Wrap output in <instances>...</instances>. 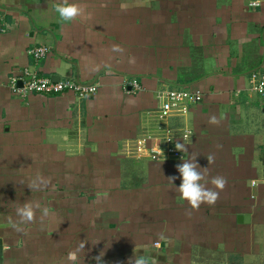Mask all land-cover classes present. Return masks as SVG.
Masks as SVG:
<instances>
[{"label": "crops", "instance_id": "0c3cea01", "mask_svg": "<svg viewBox=\"0 0 264 264\" xmlns=\"http://www.w3.org/2000/svg\"><path fill=\"white\" fill-rule=\"evenodd\" d=\"M249 1L0 0V264H66L81 245L78 264H264V1ZM25 68L95 91L22 97ZM175 88L202 95L164 120L190 138L153 159L156 92ZM184 161L214 203L181 198Z\"/></svg>", "mask_w": 264, "mask_h": 264}, {"label": "built area", "instance_id": "2783aa9c", "mask_svg": "<svg viewBox=\"0 0 264 264\" xmlns=\"http://www.w3.org/2000/svg\"><path fill=\"white\" fill-rule=\"evenodd\" d=\"M264 0H250L248 6L251 3L258 4L259 7ZM250 7V6H249ZM254 8V7H253ZM28 53L34 57V59H40L50 53V48L46 45L33 46L28 49ZM22 80V86H17V80ZM132 91H137L141 88V84L136 78H131L128 83ZM12 91L22 97L31 93L37 94H52L73 92L79 97H85L94 93L95 86L84 85L81 82L74 79H65L53 81L49 77L38 74L35 70L29 68L23 69L21 77H16L11 80ZM253 90L264 96V78L254 75ZM156 98L158 100L156 114L154 117V125L148 127L145 132L147 138H153L163 140L162 145L160 142L156 144L155 148H152L150 155L153 159L166 158V157H182V152L178 151L175 147L177 139L187 141L190 138V131L183 130L177 135V133L171 132L164 128V120L170 115L183 114L189 109V106L199 102L202 99L200 91H192L184 88H175L167 90H158L156 92ZM159 129V131H157ZM151 130L152 131L151 133ZM162 135V137H160Z\"/></svg>", "mask_w": 264, "mask_h": 264}, {"label": "clouds", "instance_id": "9594fccd", "mask_svg": "<svg viewBox=\"0 0 264 264\" xmlns=\"http://www.w3.org/2000/svg\"><path fill=\"white\" fill-rule=\"evenodd\" d=\"M250 7H257L258 4L251 3ZM55 11L58 13L59 19L63 22L72 21L80 12V9L75 4L64 3L57 5ZM178 151L185 150V146L177 143L175 145ZM197 164L184 161L177 165V170L182 178L181 184L175 188L181 194V198L186 200L193 208L200 205L201 202L212 204L217 199L218 193L212 190H205L204 186L200 183L203 179L201 173L196 171ZM172 183L176 177L169 178ZM211 183L217 188H223L225 181L223 178H214ZM18 213L26 220H31L33 216V205L26 204L19 208ZM83 249V245L75 251H70L66 257V264H78V253Z\"/></svg>", "mask_w": 264, "mask_h": 264}, {"label": "rangeland", "instance_id": "374dc122", "mask_svg": "<svg viewBox=\"0 0 264 264\" xmlns=\"http://www.w3.org/2000/svg\"><path fill=\"white\" fill-rule=\"evenodd\" d=\"M152 131H154V130H151V133H152ZM157 131H159V129H157ZM160 137H162V135H161ZM158 142H160V144L162 145V143H163V140H161V141H160V140H158ZM155 146H156V144H155ZM33 168H34V167H33ZM13 175H14V174H13ZM45 183H46V182H45ZM46 194H51V193H49V192H48V193H46Z\"/></svg>", "mask_w": 264, "mask_h": 264}, {"label": "water", "instance_id": "95a60500", "mask_svg": "<svg viewBox=\"0 0 264 264\" xmlns=\"http://www.w3.org/2000/svg\"><path fill=\"white\" fill-rule=\"evenodd\" d=\"M53 81H58V79L57 80H55V79H53V77L51 78Z\"/></svg>", "mask_w": 264, "mask_h": 264}]
</instances>
